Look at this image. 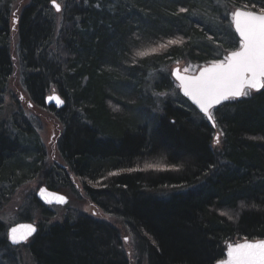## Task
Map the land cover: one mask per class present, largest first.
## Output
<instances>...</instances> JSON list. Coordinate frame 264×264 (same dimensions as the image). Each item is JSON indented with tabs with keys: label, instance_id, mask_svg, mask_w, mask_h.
Listing matches in <instances>:
<instances>
[{
	"label": "trees",
	"instance_id": "obj_1",
	"mask_svg": "<svg viewBox=\"0 0 264 264\" xmlns=\"http://www.w3.org/2000/svg\"><path fill=\"white\" fill-rule=\"evenodd\" d=\"M16 1L0 0V116L14 72ZM62 1L60 23L50 0L23 9L17 57L30 100L61 125L57 149L66 169L44 171V143L16 101L20 116L0 122V205L42 172L53 191V175L64 184L79 178L92 205L128 226L137 261L147 264H215L225 241L264 239V89L216 108L214 128L181 97L170 70L223 60L239 46L233 8L264 12V0H209L206 9L199 0ZM164 42L158 52L139 54ZM52 90L65 101L61 110L46 106ZM158 158L172 170L138 167ZM30 206L43 218L53 215L36 196ZM77 217L40 223L23 246L32 260L129 264L114 226ZM5 230L0 222V264H19Z\"/></svg>",
	"mask_w": 264,
	"mask_h": 264
},
{
	"label": "rangeland",
	"instance_id": "obj_2",
	"mask_svg": "<svg viewBox=\"0 0 264 264\" xmlns=\"http://www.w3.org/2000/svg\"><path fill=\"white\" fill-rule=\"evenodd\" d=\"M58 1V4L61 6V10L59 13L53 12V18H56V23L62 22V15L64 12L63 9L65 7L64 1L62 0H56ZM29 3V0H19L16 1L15 4L12 7V11L15 10L18 7V11L20 12L21 9H23L26 4ZM202 10V9H200ZM199 10V11H200ZM203 11V10H202ZM18 12V14H19ZM260 12V11H258ZM262 13V12H261ZM202 15V13H201ZM230 15V14H229ZM204 16V15H202ZM206 19H209V16L205 17ZM231 18V15H230ZM232 19V18H231ZM19 31H15L12 29V39H11V51H13V57L14 52H17V43L19 39L18 35ZM170 43L166 44L164 43H158V45L155 46H149L145 49H139V54H144L141 51L151 53L160 51L161 45H169ZM226 54H224V57ZM223 57V58H224ZM203 66V65H202ZM178 69L180 72H183L185 74H195L199 71L202 67H197L193 65H189L186 62L176 63L173 65L170 70ZM20 68L17 65L15 66L14 72L11 77V81L8 84L6 90L7 94L4 97L5 101V109L0 117L1 121L9 120L10 116L14 113V109H18L16 106V101L19 103V107L22 108V110L25 113V116L27 119L31 122H34V124L39 128L37 132H39V137L41 141L44 143L45 146V161H44V171L47 170V173L51 172V168L58 166L59 168L66 169L65 163L62 161L60 154L58 153L57 149V140L61 134V125L59 121L55 118L54 114L49 112L48 110H40L39 108L35 107V105L29 100V97L23 89L22 82L20 79ZM249 92V91H248ZM53 93H56L55 90H52L47 95L51 96ZM253 92H249V95H252ZM247 96H244L243 98H246ZM242 98V99H243ZM18 111V110H17ZM216 125L214 126V128ZM215 140L217 137H219L220 143L216 144L215 140L212 142L213 149L215 152L220 151L222 148L221 145V139L222 134L219 133V131L215 130ZM147 167L150 170H158L160 167H164V163L160 159H156L153 161L150 160H142L140 167ZM52 173V172H51ZM51 182H54L53 185L57 187V189L53 192H58L59 194L67 197L69 199L67 207H48V209L52 212V217L49 218H43L42 213L37 208H33L30 206V200L32 198H35L38 191L43 187H48L46 184L47 178L44 172L38 174V176H35L34 179H30L26 181L23 185L20 186L18 190H16L13 193V196L10 197L7 201L3 203V205H0V222H2L3 225L6 227V235L8 234V228L15 226L19 223H26L24 219L25 214L30 216L32 221L28 223H33L36 228L40 223H58L64 221L67 217H70L71 219H77L80 214L84 215H92L94 213V207L91 204V201L88 199L87 195H85L83 190V185L81 184V181L79 178L72 177V182L68 184H64L61 181H58L54 179V175L51 178ZM171 191V189H167ZM225 215L229 218L230 216L225 213ZM95 216L99 217L100 219H104L109 224L115 226L120 231V236H122V247L125 250L126 258L129 260V264H147L145 260L142 261V263L137 261L136 257V251L133 244L132 236H130L127 226L122 223L121 220L118 218H115L114 216H109L104 213L95 214ZM25 220V221H24ZM261 240V239H260ZM30 241V240H29ZM243 242V240H238L236 238H232L230 241H225V249L228 247V245L232 243H239ZM18 257H19V264H34L32 262L31 255L29 254V251H26V249L22 246L18 248Z\"/></svg>",
	"mask_w": 264,
	"mask_h": 264
},
{
	"label": "snow or ice",
	"instance_id": "obj_3",
	"mask_svg": "<svg viewBox=\"0 0 264 264\" xmlns=\"http://www.w3.org/2000/svg\"><path fill=\"white\" fill-rule=\"evenodd\" d=\"M52 2L56 10L60 11V4L56 3V0ZM180 11L184 12L186 9L182 8ZM234 15L237 31L242 38L240 50L233 51L223 60L204 67L199 75L183 76L179 74V70H176L184 94L206 114L222 101L247 96L249 89H264V15L243 11H238ZM179 42L170 41L172 44ZM208 119H212L210 114ZM215 143H220L219 137L216 138ZM34 231L35 228L28 225L27 232L21 234V239H27ZM17 233V228L11 229L13 242H18ZM229 256L231 257L229 264H264V241L237 245L229 252Z\"/></svg>",
	"mask_w": 264,
	"mask_h": 264
},
{
	"label": "water",
	"instance_id": "obj_4",
	"mask_svg": "<svg viewBox=\"0 0 264 264\" xmlns=\"http://www.w3.org/2000/svg\"><path fill=\"white\" fill-rule=\"evenodd\" d=\"M57 11V10H56ZM238 11H243L245 13H253V14H256V15H264V13H261V12H258V11H248V10H245V9H241V10H237V11H234L233 14H232V28H234V32H235V35L238 37L239 41H240V47H242V44H241V37H240V34L239 32L237 31V28H236V17H235V13L238 12ZM59 12V11H57ZM243 17L241 18V21L243 22ZM230 55V54H228ZM210 66V65H209ZM204 67H207V66H202V68L199 69V71L195 74H185L183 72H180L179 71V74L180 75H183V76H195V75H199L200 71L204 68ZM176 70L178 69H173L172 71V78L174 80V82H176L177 86H178V89H179V93L181 95V97H184L186 99V101L188 103H190V105L196 109V111L201 114L203 117L206 118L207 122L214 126V120H213V111L222 106V105H225L226 103H229L231 101H237L238 99H242L244 96L242 97H234V98H230L228 100H225V101H222L220 104L218 105H215L213 106L212 109H210V112L208 114L204 113L200 108L199 106L187 95L184 94V90L181 86V82L177 79V76H176ZM263 89H260V90H255V89H249L248 91H253L254 93H258L259 91H261ZM58 98V99H57ZM47 99V102H46V105L47 107H54L55 109H62L65 105V101L60 98L58 95H53L52 97L50 98H46ZM211 115L212 116V119L209 120L208 119V115ZM36 197L38 198V200L42 203L43 206L45 207H67L68 205V201L69 199L61 194H59L58 192H53L51 190H49L47 187H43L41 188L38 193L36 194ZM63 197L64 199L61 200L60 198ZM28 225H31L33 228H35V231L32 232L31 234L28 235L27 239H21V234H23L24 232H27V226ZM12 228H17L18 229V233H17V240L18 242H13L12 239H11V229ZM38 232V229L36 228V226L32 223H19V224H16L15 226H12L8 229V241L11 243L12 247L16 248L18 246H21V245H25L27 244L28 240L30 238H33ZM263 241V240H262ZM258 242H261L258 241V240H254V241H251V240H243V242H239V243H232L230 245H228V247L225 249L224 251V258L218 262H216L215 264H229L230 260H231V257L229 256V252L237 245H240V244H244V243H258Z\"/></svg>",
	"mask_w": 264,
	"mask_h": 264
},
{
	"label": "bare ground",
	"instance_id": "obj_5",
	"mask_svg": "<svg viewBox=\"0 0 264 264\" xmlns=\"http://www.w3.org/2000/svg\"><path fill=\"white\" fill-rule=\"evenodd\" d=\"M19 1V0H18ZM211 1V0H210ZM210 1L209 0H199V1H197V4L199 5V6H202V7H204L203 9H206V8H208L209 6H210ZM31 3V0H29V3H27L26 4V6H28L29 4ZM56 3H58V1H56ZM26 6H24L23 7V9H25L26 8ZM49 7L51 8V10L52 11H54V12H56V13H59V12H57L56 11V8H55V6H54V4H53V2H52V0H50V2H49ZM23 9H21V11L19 12L18 11V7L15 9V10H13L10 14H12L11 15V20H10V28L11 29H13V30H19V25L21 26L22 25V23L20 22V19H21V15H22V12H23ZM237 10H241L240 8H233V11H232V13L230 14L231 15V18H232V14H233V12L234 11H237ZM243 10V9H242ZM249 11V10H248ZM258 11V10H257ZM18 12H19V14H18ZM252 12H254V11H252ZM261 12V11H260ZM231 24H232V19H231ZM232 30H233V32H234V28H232ZM234 34H235V32H234ZM11 46V45H10ZM240 41H239V46H238V48H236L234 51H238V50H240ZM11 49H12V47H11ZM233 52V51H232ZM231 52H229V53H227L226 54V56H228V54H230ZM11 55H12V57H13V51H11ZM18 56V47H17V52H14V57H13V63H14V66H13V68L15 69V66L17 65V62H18V66H19V57H17ZM225 56V57H226ZM224 57V58H225ZM223 58V59H224ZM214 62H216V61H213L212 63H214ZM212 63H208V64H205L204 66H209V65H211ZM171 72H173V71H171ZM191 75V74H190ZM12 79L11 78H9V80H8V82H7V86H8V84L10 83V81H11ZM177 85V84H176ZM178 87V86H177ZM179 90V89H178ZM26 91V90H25ZM249 92H253V91H249ZM27 93V92H26ZM254 93V92H253ZM27 95H28V97H29V94L27 93ZM53 95H58L59 97H60V95L56 92V93H53L51 96H49V95H47L44 99H45V103L47 102V99L46 98H50V97H52ZM29 100H30V98H29ZM31 102L35 105V103L31 100ZM231 102H235V100L234 101H231ZM226 105V104H225ZM47 106V105H46ZM222 106H224V105H222ZM35 107H37L36 105H35ZM221 107V106H220ZM38 108V107H37ZM54 108V107H53ZM219 108V107H218ZM4 109H5V102H4V104H3V107H2V110H1V112L3 113V111H4ZM55 109V108H54ZM58 110H61V109H58ZM16 113V115H18V116H20L19 115V111H17L16 109H14V113L13 114H15ZM13 114L11 115V116H13ZM10 116V117H11ZM55 116V115H54ZM1 117V116H0ZM10 119V118H9ZM38 127H36V130L38 131ZM38 135H39V132H38ZM159 159V158H158ZM161 160V159H160ZM162 162L164 163V167L162 168V167H160V168H158V172H160V173H164V170H172L167 164H166V161L163 159L162 160ZM138 167H140V166H138ZM141 168H143V169H148L147 167H141ZM148 170H150V169H148ZM106 180H107V182H109L110 183V180H111V178L109 177V176H106ZM95 183H98L97 182V180H95ZM40 202V201H39ZM40 204L42 205V203L40 202ZM45 207V206H44ZM93 207H94V213L91 215V216H94L95 218H98V219H100L99 217H97V216H95V214H99V212L100 213H104L102 210H100V209H97V207H95L94 205H93ZM105 214V213H104ZM106 215H108V214H106ZM89 216V215H88ZM109 216H114V215H109ZM102 219V218H101ZM100 219V220H101ZM102 220H104V219H102ZM120 220V219H119ZM122 221V220H121ZM122 223H124V221H122ZM125 224V223H124ZM111 225V224H110ZM126 225V224H125ZM113 226V225H112ZM127 226V225H126ZM115 227V226H114ZM37 229H38V227H37ZM115 229H117L116 227H115ZM127 229H128V226H127ZM118 230V229H117ZM128 232H129V230H128ZM118 233H119V235H120V231L118 230ZM129 234H130V232H129ZM121 239V241H122V236L120 237ZM32 238H30L29 240H31ZM28 240V241H29ZM264 241V239H261V241ZM258 241H260V240H258ZM123 243V242H122ZM32 262H34V261H32ZM12 264H16V263H12ZM34 264H37L36 262H34Z\"/></svg>",
	"mask_w": 264,
	"mask_h": 264
}]
</instances>
